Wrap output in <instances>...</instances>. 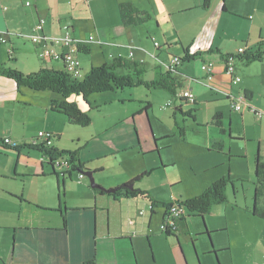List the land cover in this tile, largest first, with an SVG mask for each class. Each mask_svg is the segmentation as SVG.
<instances>
[{"label":"rangeland","instance_id":"rangeland-1","mask_svg":"<svg viewBox=\"0 0 264 264\" xmlns=\"http://www.w3.org/2000/svg\"><path fill=\"white\" fill-rule=\"evenodd\" d=\"M94 1L96 0H80L74 13V17L78 20L75 24L76 33L79 36L77 39L89 43L92 48L91 53L81 52L79 54L83 78L92 67L109 61L111 53H120L131 58L130 54L133 52L135 59L143 60L140 56H145V60L153 65L168 60L174 55L184 58V51L176 48L177 44L172 45L169 50L166 49V41L158 31L156 20H150L138 26L131 38L137 43L142 42L148 55L145 51L143 53L134 46L132 47V43L127 40L128 37L122 31L124 27L121 25L119 12H113L114 0L112 2L100 0L95 3ZM28 3L34 5L36 0H2L0 2V26L4 27V31L7 27L11 29L9 33L15 36L13 37L15 40L19 38V43L15 46H19L23 52L14 54L18 58L15 65L19 68L15 69H22L27 74H31L40 71L41 67L46 64L38 57V52L35 51L34 44L31 42L32 29L25 28L27 16L33 12V6H27ZM144 5L147 7L148 4ZM6 6L9 11L4 17L2 12ZM92 9L98 16L99 24L103 23L106 26L100 29L94 28L92 20L90 21V10ZM149 10L151 11V8ZM65 11L66 8L59 10L60 13ZM113 18H116L115 23ZM163 21L166 22L165 19ZM238 21L240 22L239 30H245L244 32L248 33L249 23L239 19ZM169 29L172 32L170 27ZM142 31L144 34L138 39V34ZM132 32L130 31V34H133ZM149 33L152 34L149 35ZM48 35L59 37L62 33L59 29L56 33ZM151 35L154 38L153 36L150 38ZM255 36L257 37V34ZM109 37H114L121 45H116L115 49L113 47L110 50L107 47V43H110L107 40ZM173 37L171 40L177 39V36ZM5 38L8 42L0 44V62L1 60L8 61L6 65L11 67L8 60V52L11 50L10 37L5 36ZM156 42L162 45L161 49L155 45ZM230 47L234 50L236 45ZM189 67H191L189 70L192 76L205 75L200 59L191 62ZM53 68L61 70L62 67L55 63ZM147 69L145 79L155 80L158 76L157 70ZM119 73L127 74L124 70H120ZM215 74L218 76L211 81L210 85L214 86L216 83L222 87L223 91L230 94V76L221 67L220 69L216 67ZM213 88L215 89L214 94L206 89L200 103L196 106L198 109L196 121L198 122L188 117L186 119L178 117L180 128H185L187 134L185 141L180 139L174 117L177 111L175 106H178L180 101L169 91L163 89L137 86L96 93L89 96L90 105L81 95L74 94L68 100L77 102L83 111L89 113L92 120L91 125L80 127L71 125L67 121L63 124V119L58 117L60 118L58 119L60 146L67 151L78 152L80 157L94 164L98 170L104 169L99 178L104 185L117 183L122 185L147 171L148 177L143 178L141 184L138 185L151 191L156 201L165 203L173 200V196L176 200L180 196L186 200L201 195L210 185L223 177H230L232 181V185H229L227 189L229 203L213 209L211 216L207 217L208 222L205 219L206 227L199 215L190 214L187 223L193 235L192 239L198 238V245L196 241L193 243L192 239L186 240L185 236H183L182 245L175 236H172L171 240L166 239L161 222L163 213H161V207H157L158 216L154 219L153 225H157L158 228L154 229L161 231L163 235L154 234L143 239H135V245L134 243L124 245V250L121 252L123 264H199V261L201 264H216L213 256L208 254L212 242H210L211 235L209 238L208 236L200 237L201 235L197 234L202 233L206 228L209 230L208 224L211 227H222L226 217L230 223L229 234L218 233L216 235L218 249L226 247L219 255L220 262L222 264H232V262L235 264H264V221L260 218L251 219V221L244 211L245 207H254L255 158L259 148L264 153V117L260 120L251 111L246 110L242 114L235 113L239 117L234 129L236 134L241 133L240 138L237 136L234 140L225 138V151L226 154L230 151L239 157L233 159V172L228 161H225L222 167L221 160L225 156L208 153L206 145L213 136L216 137L211 122L217 111L224 113L229 127V115L233 113L232 103L228 101V97L223 98L225 93L217 86ZM236 90H240V87H236ZM33 94L30 96L36 102L42 101L41 93L33 91ZM55 96L63 99L59 94ZM208 97L217 99L209 102ZM257 101L260 102L257 107L264 113V96H259ZM235 102H240V100ZM149 103L151 108L146 112L144 108ZM168 103H172V106L166 107ZM18 106L20 110L32 112L37 110L31 106ZM38 131L30 130L29 140L38 136ZM162 133H168L167 137H171L166 140L168 148L167 146L161 147L166 149L161 153L163 165L166 168L164 170L159 169L158 156L151 153L156 148L155 137L158 139L157 134ZM245 133L246 136H244ZM138 142L141 144L142 151L138 148ZM246 153L252 160L254 159L251 175L247 159L244 158ZM38 161H40L39 153H25L19 159L13 152L0 150V264H38L34 258L35 244L38 239L36 231L35 229L34 231L28 230L26 227H57L64 223L63 215L74 232L70 244H73L75 248L81 247V254L74 256L72 264H83L87 260L85 258L87 243L93 251L98 250L96 241L93 239L94 217L93 215L91 218L87 217V207L93 204L94 194L90 189H83L84 186H90V179L85 175L84 183L80 184L77 180L79 172H75L72 180L67 178L63 192L62 177L58 183L50 167L46 168L45 175H42L43 172L37 168ZM214 165L217 167L212 168ZM16 166L20 169L18 173H16V169L18 170ZM223 168L225 176L213 180L212 178L216 177ZM58 173H62V170H58ZM175 183L180 184L171 190L170 186ZM60 204L62 210L59 208ZM150 205L146 209L143 202H136L133 203L131 209L135 213L136 207H139L137 213L150 218V211L153 210L151 203ZM129 208L127 206L126 210L128 211ZM229 250L230 252H226ZM113 257L114 253L107 250L98 260V264H117Z\"/></svg>","mask_w":264,"mask_h":264},{"label":"crops","instance_id":"crops-1","mask_svg":"<svg viewBox=\"0 0 264 264\" xmlns=\"http://www.w3.org/2000/svg\"><path fill=\"white\" fill-rule=\"evenodd\" d=\"M97 1L100 0H96L94 1V3ZM110 1L112 2V0ZM0 2H2V0H0ZM79 2L80 0H36V3L34 5L31 4V6H29V7L33 6V12L31 14H28L27 16V26L25 28L31 30L40 18H45L47 20V24L45 28V32L47 34H54L61 28L63 24H69L73 28L74 36L77 38L79 36L76 33L75 24L76 22H78V20L74 17V13L76 12L75 7L77 4H79ZM128 2L132 3L140 10L149 12L152 15V20L157 21V27L159 28L158 31L160 34H162L163 38L166 41V45H165L166 49L169 50L171 49L172 45L177 44L176 48L182 49L184 51V55L186 49H189L191 54H194L195 52L198 51L202 52L201 55L197 58L201 60L202 65L207 62L214 63V70L212 72L211 80L208 79V74L204 70L203 71L205 72V75L200 74V75L192 76L190 74L189 69L191 67H189V65L194 60L191 62L182 61L181 65L173 73V76L177 77V79L180 80L183 84L182 88L176 90L177 94L175 96L180 101L178 106H175L177 111L174 113L175 122L179 130L181 128L178 122V117H182L184 119L188 117L193 119L194 122H198L196 121L198 116L197 115L198 109L196 108V106L200 103L202 94L206 91V89H208L209 93L211 94H214L213 91L215 89L213 87L216 86L218 87V89H220V91H223L221 89L222 87H219L218 84L215 83L214 86H212L210 85V83L216 76H218L215 74L216 67H218L219 69L221 67L223 71L227 74L225 64L223 60L220 58V56L217 55L216 53L207 54L206 52L209 50H220L223 54L237 55L240 48H245L248 51H254L256 50L259 42H264V0H227L226 1L227 10L223 9L222 0H213L211 7L209 9L203 8V0H177V1L175 0H114L113 12L114 13H116L117 11L119 12L120 4L128 3ZM144 4L146 5L148 4L147 7H145ZM5 8L6 10H3L2 12L4 17H6V14L9 11V8L7 6ZM61 8H66V11L64 13H60L59 10ZM150 8L151 11L149 10ZM90 13H91L90 21L92 20L95 29H100L101 27L106 26L103 23L99 24L98 16H96L94 9H92V11L90 10ZM113 19L115 23L116 18ZM163 19H165L166 22L163 21ZM238 19L242 21H247L249 23L247 26L249 27L248 33H245L244 32L245 30H239L240 22L238 21ZM121 25L124 27V30L122 31L124 35L128 37L127 40L132 43V47L134 46L137 50H140L143 53L145 51L146 54L148 55L147 49L143 47L142 42L137 43L136 41L131 39L134 36L135 29H138V26L141 25L125 27L122 24V22ZM169 27L172 29V32L170 31ZM129 28H132V30H128ZM9 30L11 29L7 27V30L4 31V27L0 26V37L2 35L10 37L9 42L11 43V47H10L11 50H9L8 52V57H9L8 60L11 64V67L18 68L15 65L17 63L18 58L14 54H19L23 51L20 50L19 46H15V44L19 43V38L15 40L13 38L15 36L11 35L9 33ZM130 31H133L132 32L133 34H130ZM3 32H5V34H3ZM143 34L144 31L139 32L138 39H140ZM150 34L152 33H149V35ZM255 34H257V37L255 36ZM152 36L153 35H151L150 38ZM173 36H177V39L171 40L172 38H174ZM107 40L108 42H110L107 43V47L110 48V50L113 47L115 49L116 45L117 46L121 45L116 42V39L114 37L113 38L109 37ZM243 43L245 44V46H241V44ZM0 44H4V43H2L0 40ZM87 45H89V43H87ZM231 45L232 46L236 45V48L234 50L231 49L230 47ZM89 47L91 53L92 48L91 46ZM159 47L161 49L162 45L160 44ZM34 49L37 52V47L35 45H34ZM118 56L125 57L120 53H114V54L111 53V55L109 56L110 60L106 61L103 64L110 63L113 60V58H116ZM134 57L135 54L133 53V56L131 58H127V57L125 58L143 62L147 71H148L147 68L156 69L158 72L157 74H159V73L167 72V69L165 68L164 64L169 63L171 59L175 57V55L172 56L170 59L161 61L159 64H155V65L147 62L145 60L146 58L145 56L144 57L140 56V58H143V60H138V58L135 59ZM156 60H158L157 57ZM6 62L8 61L1 60L0 64H6ZM44 63L46 65L42 66L41 69L42 68L54 69L53 64L58 63L62 67L61 70H63V65L60 62H50V63L44 62ZM20 71L25 72L22 69H20ZM235 73L237 76L241 78V82L238 84H234L232 83V79L230 77L231 91L230 94L226 91H223L225 93V97L223 98H227L229 96H234V97L244 96L247 98L248 103L251 107L257 110H261L257 107V104H260V102L257 101V98L261 95L264 96V61L254 62L250 65H246L241 61L237 62L235 60ZM236 87H240V90L235 91ZM186 88H190L193 91V93L196 95L197 102L195 105H190L186 101L181 100L179 98L178 94L180 93V91ZM33 91L34 90L26 87H22L18 89V86L14 80L0 75V138L9 137L12 141L16 142L19 145H22L19 151L7 150L4 147L0 146L1 151L13 152L14 155H17V158L19 159L21 158L22 154L25 153H29V152L39 153L40 161H38L39 163L37 166L38 170L40 168L41 172H43L42 175H45L44 173L45 169L50 167L52 170V175L56 176L58 183H60L59 180L60 177H62V183H64L63 192L65 191V182L67 178L72 180L73 174L75 172H79L80 174L82 171L93 170L92 172H94L95 180L97 179L98 183L106 189L120 187L137 177L136 176L135 178L126 181V183L122 185H120V183L113 185H104L99 181V178L103 173L104 169L98 170V167H95L94 164L92 165L91 162L80 157L78 155V152H76L77 154L76 163L77 166L79 164V161L82 163V170L81 171L74 169L71 171L62 170V173H58V170L54 168V166L49 162V160L45 157L42 151H39L34 146L29 145L31 140L35 138L33 137L31 140H29V136H30L29 131L34 129L35 131L39 130L38 131L39 133L46 131L55 134L56 136L52 147L55 148L58 152L67 151L66 149L60 146L61 136L59 133L60 126L58 125L59 122L58 119L60 118L58 117H61V119H63L62 120L63 124H65L66 121L68 122V120L66 116L62 115L61 113L54 112L50 108L51 102L53 100H60L59 98H57V96H55L56 93L50 91H36L38 93H41L40 95L42 97L41 102H36V100H34L31 97L32 95H34ZM48 93H53V94H48ZM208 98H209L208 100H210L209 102L217 99L214 97H208ZM228 101L231 102L229 99ZM17 105L31 106V107H35L37 110L35 112L28 110H20L17 108ZM195 109L196 112L193 114L195 118L186 115V113H192V111ZM231 110L233 113L229 115V122H230L229 127L224 113L222 111H217L215 113V115L218 113L222 114L221 121L223 124V128L227 130V132L225 134H222L220 132L219 127H217L212 120L211 126L215 131L216 137L214 136L212 137L209 144L206 145L207 146L206 149H208V153H218L224 155L225 158L222 157L223 160H221L222 162L221 166L224 167V164L226 163L225 161H228L229 166H231V170L233 172V167H232L233 165L232 163L234 161L233 159L235 157H239V155H233L230 151L228 152V154H226L225 138H227L228 140H234L240 138L241 133L238 132L236 134L234 129V126L237 125V120L239 117L235 113L242 114L250 110H246L244 112H237L232 108ZM252 113L254 114L255 117L259 118L260 120L263 119L264 117L263 116L260 118L254 112ZM232 125H233V130H232ZM183 129L185 132L184 137H181L180 134V139L185 141L187 138V134L185 128ZM167 134L168 133H162L159 135L157 134L158 139L156 137L154 139V145L156 144V148L153 149V151L151 152L152 155L158 156V160L160 162L159 169H163V170L166 168L163 165L164 162L161 153L163 150L166 149L165 148L163 149L161 147L167 146L166 140L171 139V137H167ZM235 136H237V138H234ZM244 136H246V133L244 134ZM138 144H139L138 148H140L139 150L142 151L140 142H138ZM220 144H222V148H220L221 147ZM166 148H168V146ZM259 152L261 155V159L264 161V153L261 151V148L258 149V153L256 155L255 160H257V156L259 155ZM63 156L60 155V157ZM244 158L247 159V166L249 169V173L251 175L252 167H254L253 166L254 159L252 160V158H250L248 153L245 154ZM256 166H255V173H256ZM216 167L217 165L216 166L214 165L212 168H216ZM18 172H20L19 167L18 170L16 169V173ZM16 175L17 174H15V176ZM217 176L212 179L217 180L220 177L225 176L224 168L219 172ZM77 180L79 181L78 183L83 184L85 178L80 181L77 177ZM138 184H141V182L137 183L135 186L139 188L141 187V189L143 188L144 190H148ZM179 184L180 183L172 184L170 186L171 190L179 186ZM83 189L86 190L90 189V191H92V193L94 194L93 204H90L87 207V213H88L87 217L91 218L92 215L94 217L93 239L96 241V249H98L96 252L93 251V249L87 243V247L85 249L86 252L85 258H87L88 261L86 260V262H93L94 264H98V260L102 256H104V252L108 250V252L114 253L113 258L115 259V262L117 264H123V257L121 258V252L124 250L125 247L124 245L126 244L130 245V243L135 242V239H143L148 236H152L154 234L163 235L161 231H156L154 229L158 227L157 225L154 226L153 222L154 219L158 216L157 207H161L162 210L161 213H163L161 222L163 224L164 218L167 214V208L160 205L154 207L152 212L150 211V218H149L147 215L141 216L139 213H137V209L139 207H136L135 213H133V210L131 209L133 207V203L136 202H143L144 207L147 209V207L151 205L149 201H147L146 199L140 197L138 198L127 197L124 193H122L119 196H115L114 194H107V193L97 194L94 191V189L91 187V185L84 186ZM149 192L151 193V191ZM172 198L173 200H176L174 196ZM177 199L184 201L181 196L180 198ZM173 200H170L168 202H172ZM228 203H229V199L227 203L222 205H227ZM222 205H215L209 214L205 215L204 217L200 216L204 222L205 227H206L205 219L207 221V217L211 216L213 209L215 207ZM127 206L130 207L128 211L126 210ZM59 208L60 210H62L61 204ZM253 208H254L253 206L250 208L245 207L244 211L248 215L249 217L248 219L253 220L256 218L257 220L260 217L254 215ZM189 217L190 215L187 218L178 222L179 225L178 235L175 234L169 236L164 233L166 239L171 240L172 236H175L177 241L181 245L184 242L183 236H185L186 240H191L193 238V235L190 226L187 223ZM63 222L64 223L62 225H59L57 227H51V226H40L36 228L26 227L28 228V230L34 231L35 229L36 231L35 233L38 239H37V243L35 244L36 247L34 250V258L38 264H72L74 260V256L81 254V247L75 248L73 244H70L71 241L70 239L72 237V234H74V232L72 231V228H70L68 221L64 215H63ZM208 226H209V230L206 228L204 229V231H202V233H198L197 235H201L200 237L208 236L209 238L211 235L212 240L210 238V242L211 241L212 242H211V247L208 250V254L210 256H213L216 264H222L219 260V255H221L222 253L221 251H223L226 247H219L220 249H218L216 245V235L218 233L229 234L230 232L229 219L228 217L225 218L224 225H222V227H211L210 224H208ZM192 241L193 243H195L196 241L198 245V238H196V240L192 239ZM226 252H230V250ZM199 259H200V255H199ZM86 262H84L83 264H85ZM199 264H201V261H199ZM232 264L235 263L232 262Z\"/></svg>","mask_w":264,"mask_h":264},{"label":"trees","instance_id":"trees-1","mask_svg":"<svg viewBox=\"0 0 264 264\" xmlns=\"http://www.w3.org/2000/svg\"><path fill=\"white\" fill-rule=\"evenodd\" d=\"M213 0H203V8L209 9ZM226 1L222 0V6L226 9ZM119 14L121 22L125 27L143 25L152 20V15L149 12L140 10L132 3H122L119 6ZM82 52L90 53L89 45H84ZM202 52L198 51L191 54L189 49L185 50L183 62H191L196 60ZM207 54L216 53L223 60L224 64L228 60L232 59L237 62H243L246 65H250L254 62L264 61V42H259L256 50L248 51L245 49L244 53L237 55L223 54L220 50H209ZM124 70L127 74H120L119 71ZM147 70L143 62L126 59L125 57L118 56L113 58L110 63L103 64L101 66H94L90 69L83 79H74L65 70H55L49 68H42L38 72L26 74L18 69L11 68L6 64H0V75L5 76L15 81L18 89L22 87L30 88L34 91H50L62 96L63 99L53 100L51 102V110L61 113L66 116L68 123L80 127H88L91 125L92 120L89 113L83 111L79 104L75 101H69L68 99L72 95H81L86 103L90 105L88 100L89 96L96 93H104L109 91H115L117 89H124L127 87L145 86L148 89H163L169 91L173 96H176V90L183 87V84L177 77L173 76L174 72L167 71L166 73L158 74L157 78L152 81L145 79ZM234 96H229L228 99L234 100ZM151 108L149 103L144 111H148ZM196 109L192 113H186V115L195 118L193 115ZM222 114L218 113L213 119V123L219 127L220 132L225 134L227 130L223 128ZM181 137H184V129H180ZM0 146L7 150L19 151L22 145L16 147H9L3 144V138H0ZM222 148V144H220ZM45 155L50 156L52 159L60 155H68L72 163L77 160L76 152L62 151L58 152L55 148H38ZM54 157V158H53ZM75 161V162H74ZM256 175H255V209L254 215L264 220V161L261 159V155L257 156L256 160ZM74 170H82V163L79 161L78 166H74ZM94 174V172H93ZM148 172H143L132 181L118 187L119 190L114 194L119 196L124 193L127 197L131 198H143L152 204V207L163 206L167 208V211L174 206L175 200L172 202L164 203L156 201L148 190L141 189L135 185L141 182L143 178L147 177ZM232 185L230 177H223L215 181L210 185L201 195L186 199L184 201L178 200L180 204H183L190 214L199 215L204 217L209 214L215 205H222L228 202L227 189ZM133 186V188H130ZM64 183L61 184V189H64ZM97 194H104L105 192L100 189H94ZM169 235V231L167 233ZM85 264H94L93 262H86Z\"/></svg>","mask_w":264,"mask_h":264},{"label":"built area","instance_id":"built-area-1","mask_svg":"<svg viewBox=\"0 0 264 264\" xmlns=\"http://www.w3.org/2000/svg\"><path fill=\"white\" fill-rule=\"evenodd\" d=\"M27 6H31L28 3ZM6 10V8H4ZM47 21L45 18H40L38 22L32 28V34L30 36L31 42L37 47L38 57L45 62H60L63 65V70H65L74 79H83L82 66L79 58V54L82 52V47L87 45L86 42L77 39L74 36L73 28L69 24H63L60 28L62 33L61 36H49L45 32ZM5 34V32H3ZM0 40L2 43H7L5 36H1ZM159 47V43H155ZM245 48H240L238 53H244ZM12 52V51H11ZM133 56V53H131ZM182 58L175 56L171 59L169 63L164 64L167 71L175 72L177 68L181 65ZM226 72L230 75L232 83L238 84L241 82V78L235 73V62L230 59L225 63ZM202 69L207 72L208 79H212V72L214 70V63L207 62L202 65ZM181 100L186 101L190 105H195L196 95L190 88L182 89L178 94ZM240 100V102H235ZM172 106V103L166 104V107ZM232 109L237 112H244L245 110H250L254 112L258 117H263L264 113L251 107L248 100L244 96L239 98H234L232 101ZM55 135L51 132H40L37 137L33 138L29 145L38 148H52L54 143ZM2 144V143H0ZM3 144L9 147H16L18 144L12 141L9 137L3 138ZM45 155V154H44ZM49 162L54 166L56 170H73L77 163H72L68 155L64 157L57 156L52 159L50 156L45 155ZM85 178V175L81 172L78 179L81 181ZM180 201L175 200L174 206L167 211V215L164 218L162 229L164 231H174L177 228V223L190 215L188 209L183 205L178 203Z\"/></svg>","mask_w":264,"mask_h":264},{"label":"water","instance_id":"water-1","mask_svg":"<svg viewBox=\"0 0 264 264\" xmlns=\"http://www.w3.org/2000/svg\"><path fill=\"white\" fill-rule=\"evenodd\" d=\"M82 173L84 175H86L89 179H90V185L93 189H100L102 191H104L105 193L107 194H115L119 188H112V189H106L104 187H102L100 184H98L95 180V177H94V174L92 171H82ZM130 188H133V186H130ZM255 203V202H254ZM255 209V204H254V208L253 210Z\"/></svg>","mask_w":264,"mask_h":264},{"label":"flooded vegetation","instance_id":"flooded-vegetation-1","mask_svg":"<svg viewBox=\"0 0 264 264\" xmlns=\"http://www.w3.org/2000/svg\"><path fill=\"white\" fill-rule=\"evenodd\" d=\"M166 215H167V214H166ZM178 226H179V225H178V223H177V228H176V230H174V231H169V236H170V235H175V234L178 235V234H179ZM164 233L167 234L168 231H164Z\"/></svg>","mask_w":264,"mask_h":264}]
</instances>
